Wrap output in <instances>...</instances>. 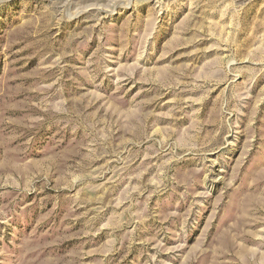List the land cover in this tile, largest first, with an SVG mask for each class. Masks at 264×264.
Masks as SVG:
<instances>
[{
  "label": "rangeland",
  "instance_id": "374dc122",
  "mask_svg": "<svg viewBox=\"0 0 264 264\" xmlns=\"http://www.w3.org/2000/svg\"><path fill=\"white\" fill-rule=\"evenodd\" d=\"M0 264H264V0H0Z\"/></svg>",
  "mask_w": 264,
  "mask_h": 264
}]
</instances>
